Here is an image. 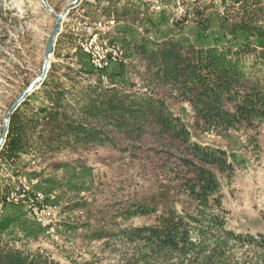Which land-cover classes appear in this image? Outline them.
<instances>
[{
	"label": "trees",
	"instance_id": "16d2710c",
	"mask_svg": "<svg viewBox=\"0 0 264 264\" xmlns=\"http://www.w3.org/2000/svg\"><path fill=\"white\" fill-rule=\"evenodd\" d=\"M215 1L79 0L68 16L82 6V21L103 15L118 22V30L123 31L138 23L154 27V14L171 16L178 31L187 22L193 24L196 43L171 36L160 40L141 36L132 47L142 64L146 86L151 89L148 91L103 86L100 72L83 68L77 73L96 71L97 79L83 85L72 79L66 86L54 78L57 63L51 62L40 86L10 114L0 166L14 174L24 160L62 151L74 142L102 144L106 132L100 126L123 131L132 124L141 127L151 122L173 143L178 142L175 148L179 163L175 164L181 171L176 178L181 211L163 207L153 224L119 229L121 243L131 248L127 264H244L233 257L235 244L264 246V236L257 239L251 233L226 227L227 210L221 193L224 183L220 177L229 183L238 161L235 154L192 140L197 133L221 135L233 131L245 134L246 146L253 152L261 147L257 137L264 124V5L260 0H219V11ZM181 7L184 9L177 10ZM214 24L220 35L205 45L202 39ZM67 33L60 31L53 52L56 57L59 47L70 37ZM220 36L230 37L233 44H223ZM66 75L74 78L73 68L67 67ZM156 88H165L168 95L190 105V125L153 92ZM31 99L39 104L34 105ZM83 206V202H73L67 207ZM149 210L144 204L127 206L117 215L130 218L148 214ZM7 230L8 225L0 221V264H61L40 247L28 249L24 244H13ZM105 234L103 230L95 231L92 238Z\"/></svg>",
	"mask_w": 264,
	"mask_h": 264
},
{
	"label": "rangeland",
	"instance_id": "374dc122",
	"mask_svg": "<svg viewBox=\"0 0 264 264\" xmlns=\"http://www.w3.org/2000/svg\"><path fill=\"white\" fill-rule=\"evenodd\" d=\"M45 1L55 13H59L70 0ZM260 1L264 5V0ZM215 4L222 11L220 1L216 0ZM82 8L79 6L73 15L64 17L61 32H68L70 37H66L57 50L58 57L53 53L55 41L48 59L50 65L51 62L57 63L54 78L67 85L72 79L78 85L97 79L96 71L82 75L77 73L82 68L93 69L88 53L80 45L87 35L81 29H73L77 21H82L79 18ZM154 10L157 11L158 7ZM99 13L96 11L97 15ZM154 16V27L138 23L123 31L117 26L102 35L103 39L113 43L117 55L122 52L120 60L115 56L107 69H103L110 77L109 86L136 92L151 90L146 86L142 64L132 47L141 36L158 40L171 36L186 43H196L192 23L187 22L178 31L173 27V17ZM98 19L106 18L99 15L92 20ZM54 24L52 12L39 0H0V138L9 107L41 72L46 40ZM146 28H149V33L145 32ZM218 32L217 26L212 25L209 34L202 39L203 44L212 43L220 35ZM220 42L233 44L230 37L220 36ZM67 67L73 68L74 78L66 75ZM153 92L163 97L170 110L184 123H192V110L187 102L168 95L165 88H156ZM31 102L39 104L38 100L31 99ZM100 127L106 132L102 144L74 142L62 151L24 160L16 174L6 172L0 166L1 199L12 184L19 185V175L27 178L25 186L28 189L23 202L10 200L0 205V221L8 225L7 232L13 244L21 243L28 249L40 247L61 264H127L131 248L121 243L119 229L153 224L163 207H175L181 211L176 187V178L181 175L179 165L175 164L179 163V151L175 148L178 142L173 143L169 135L161 134L158 126L151 122L141 127L132 124L123 131L110 126ZM258 133L261 147L256 152L246 146V137L242 132L219 135L207 131L197 133L192 140L235 154L238 161L234 163L229 183H225V177H220L224 183L221 193L227 210L226 227L238 233H251L260 239L264 236V124ZM185 147L182 145L181 148ZM35 191L52 195L51 199L61 204L63 215L58 222L59 239L56 241L44 233L42 224L34 217L32 208L35 204L27 197ZM73 202H83L85 206L69 209L67 206ZM141 204L150 208L148 214L130 218L117 215L127 206ZM99 230L106 231L105 236L92 238L93 232ZM233 254L244 264H264V246L245 242L235 244Z\"/></svg>",
	"mask_w": 264,
	"mask_h": 264
},
{
	"label": "built area",
	"instance_id": "2783aa9c",
	"mask_svg": "<svg viewBox=\"0 0 264 264\" xmlns=\"http://www.w3.org/2000/svg\"><path fill=\"white\" fill-rule=\"evenodd\" d=\"M118 22L113 19H98L93 21H77L73 29L85 32L87 37L80 43L83 51L89 55L91 67L100 72L99 80L105 86L110 85L109 78L102 70L107 67L111 60H115V56L121 59L122 52L117 55V50L114 49L113 43L107 39H103L102 35L115 30ZM74 25V24H73ZM13 179V176H10ZM18 177V176H17ZM19 185H13L9 191L4 194L3 200L0 205L5 201H20L23 202V197L27 195L25 192L28 186H25L27 178L25 175L18 177ZM22 192L24 194H22ZM52 195H45L41 191H35L29 198V202L34 203L33 214L36 220L42 224L44 233L48 234L54 241L59 239L58 222L62 217L61 204L51 199Z\"/></svg>",
	"mask_w": 264,
	"mask_h": 264
},
{
	"label": "water",
	"instance_id": "95a60500",
	"mask_svg": "<svg viewBox=\"0 0 264 264\" xmlns=\"http://www.w3.org/2000/svg\"><path fill=\"white\" fill-rule=\"evenodd\" d=\"M41 2V4L46 7L47 9H49L52 14L53 17L55 18V24L46 40V46H45V50H44V60L41 66V72L38 76H36L27 86L26 88L19 94V96L15 99V101L11 104V106L9 107L8 111L6 112L5 116H4V123H3V128H2V135L0 138V149L2 147V144L4 142V138L7 132V127H8V121H9V117L11 112L25 99V97L27 95H29L33 90L36 89L37 85L41 83V81L44 79V77L46 76V73L48 71V67L50 66L49 64V57L53 51V45L55 44L56 39L58 38L60 31H61V26H62V22L64 17L67 16L69 10L74 7L79 0H70L65 6L64 8L59 12V13H55L46 3L45 0H39Z\"/></svg>",
	"mask_w": 264,
	"mask_h": 264
},
{
	"label": "crops",
	"instance_id": "0c3cea01",
	"mask_svg": "<svg viewBox=\"0 0 264 264\" xmlns=\"http://www.w3.org/2000/svg\"><path fill=\"white\" fill-rule=\"evenodd\" d=\"M66 86H68L67 84H65ZM75 143H79V142H75ZM73 145V144H72ZM69 147V146H68ZM68 147H66L65 149H67Z\"/></svg>",
	"mask_w": 264,
	"mask_h": 264
}]
</instances>
